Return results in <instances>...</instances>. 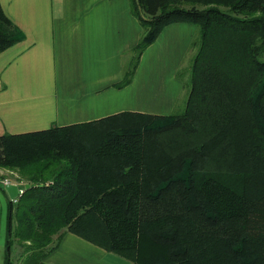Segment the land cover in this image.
<instances>
[{
  "label": "trees",
  "instance_id": "16d2710c",
  "mask_svg": "<svg viewBox=\"0 0 264 264\" xmlns=\"http://www.w3.org/2000/svg\"><path fill=\"white\" fill-rule=\"evenodd\" d=\"M129 4L135 64L165 25H197L184 108L1 135L0 168L30 184L4 264L14 240L47 264L67 231L136 264H264V0ZM21 38L0 5V52Z\"/></svg>",
  "mask_w": 264,
  "mask_h": 264
},
{
  "label": "crops",
  "instance_id": "0c3cea01",
  "mask_svg": "<svg viewBox=\"0 0 264 264\" xmlns=\"http://www.w3.org/2000/svg\"><path fill=\"white\" fill-rule=\"evenodd\" d=\"M0 5L22 34L0 52V136L122 112L168 115L184 108L187 89L178 74L194 53L196 24L165 25L135 64L142 26L129 0H0ZM129 71V81L119 84ZM16 199L9 198L0 176V264L8 204ZM13 248L20 253L22 247L14 240L10 253L12 264H20L12 260ZM44 262L136 264L69 231Z\"/></svg>",
  "mask_w": 264,
  "mask_h": 264
},
{
  "label": "rangeland",
  "instance_id": "374dc122",
  "mask_svg": "<svg viewBox=\"0 0 264 264\" xmlns=\"http://www.w3.org/2000/svg\"><path fill=\"white\" fill-rule=\"evenodd\" d=\"M198 34V33H197ZM196 34V36H197ZM195 50V49H194ZM187 62L184 64V66L180 69V72H181V77L182 79L184 80V82L188 79V66H187ZM183 109H181L179 112H181ZM0 176L1 178L4 180V179H9L10 181H12L11 179L16 180L17 177H19L18 175V172L14 169H8V168H0ZM11 178V179H10ZM12 183V182H10ZM5 185V184H4ZM22 185H24L22 183ZM15 248H13V251H12V260L14 259L16 262H18V258H19V252H17ZM17 254V255H16ZM17 256V259L16 257ZM15 264V262L13 263ZM19 264V263H18Z\"/></svg>",
  "mask_w": 264,
  "mask_h": 264
},
{
  "label": "water",
  "instance_id": "95a60500",
  "mask_svg": "<svg viewBox=\"0 0 264 264\" xmlns=\"http://www.w3.org/2000/svg\"><path fill=\"white\" fill-rule=\"evenodd\" d=\"M30 184L25 183L23 185V189L28 188ZM20 184L17 183H6L4 185V189L8 193V196L11 200L16 199L23 191H20L19 189Z\"/></svg>",
  "mask_w": 264,
  "mask_h": 264
},
{
  "label": "built area",
  "instance_id": "2783aa9c",
  "mask_svg": "<svg viewBox=\"0 0 264 264\" xmlns=\"http://www.w3.org/2000/svg\"><path fill=\"white\" fill-rule=\"evenodd\" d=\"M3 182H4V184H6V183H10L11 181L9 179H4ZM19 189H20V191H23V185L22 184H20Z\"/></svg>",
  "mask_w": 264,
  "mask_h": 264
}]
</instances>
